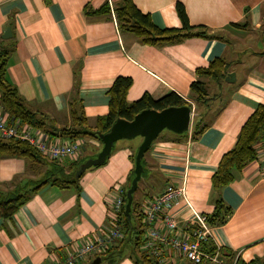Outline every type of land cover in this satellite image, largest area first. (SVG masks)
<instances>
[{"label": "crops", "instance_id": "obj_1", "mask_svg": "<svg viewBox=\"0 0 264 264\" xmlns=\"http://www.w3.org/2000/svg\"><path fill=\"white\" fill-rule=\"evenodd\" d=\"M122 1L0 0V50L9 53V82L30 111L43 117L49 128L56 127L57 133L52 130L57 136L71 127V104L81 108L94 129L97 119L108 113V91L118 76L132 80L128 102L145 93L157 100L170 92L190 102L192 123L198 117L205 129L195 138L191 128L185 138L164 132L151 144L143 158L138 201L158 196L168 185L183 188L185 199L170 209L181 230L192 220L191 208L209 215L221 200L231 214L212 227L211 244L220 250V263L203 264H233L235 257L264 262L261 160L255 157L219 190L211 186L222 155L234 147L245 121L264 104V0H131L161 29L182 28L176 11L180 3L191 26H204L217 35L159 46L118 30L114 7ZM103 6L109 13H94ZM7 28L10 37L3 39ZM217 58L226 66L221 80L197 75ZM229 73L233 81H226ZM196 79L208 91L202 104L190 100V84ZM0 114L7 117L1 105ZM82 140L79 159L101 149L95 138ZM140 141L117 143L104 164L81 175L77 187L46 184L10 218H0V264H52L98 234L109 218L116 189L127 184L131 155ZM45 169L24 158L0 156V190L37 178ZM221 250L233 260L223 258ZM173 259L171 264H191L178 256ZM114 260L102 259L100 264H135L128 254Z\"/></svg>", "mask_w": 264, "mask_h": 264}, {"label": "trees", "instance_id": "obj_2", "mask_svg": "<svg viewBox=\"0 0 264 264\" xmlns=\"http://www.w3.org/2000/svg\"><path fill=\"white\" fill-rule=\"evenodd\" d=\"M176 11L182 23V28H165L161 29L155 26L150 17L139 11L131 0H123L114 7L115 20L120 32H127L137 37L143 44L159 46L179 42L186 38L200 37L204 39L214 38L217 35L211 33L204 26H191L187 20L185 9L182 4H176ZM94 13H109L108 6L101 7ZM9 53L6 50H0V105L10 122L18 120L21 124L28 125L38 129H45L51 136H57L43 117H37L36 113L30 111L19 96L16 87L11 84L6 75V67ZM226 71L225 63L217 58L213 60L204 70H198V76H206L214 81H219L224 77ZM132 80L129 77L118 76L113 81L109 91V109L108 113L97 119L94 129L89 128L86 117L81 108L70 105L71 127L60 131L59 135L70 139H79L84 137L97 138V133H106L111 125L118 119L123 118L132 120L134 116L144 109L162 110L168 107H178L192 104L174 92H170L163 97L154 100L147 93L143 94L138 100L128 102L126 99L127 92L131 87ZM208 91L205 83L196 79L190 84V100L197 104L206 102ZM205 129V125L197 118L194 119L191 127L193 138L198 136ZM264 133V104H260L255 111L248 117L241 127L238 139L234 147L222 155L217 169L211 178V186L214 190L231 183L236 173L251 162L256 155V144ZM189 134L176 135L177 138H185ZM0 156L2 157H19L24 158L34 165H42L46 169L37 178H27L22 182L15 183L8 190H0V218H10L18 208L30 199L42 186L50 184L54 187L64 189L71 186L77 187L81 176L74 178V171L83 159L74 162L60 164L50 161L43 157L36 149L27 142L18 139H5L0 136ZM134 161V152L131 155ZM48 168V169H47ZM133 176L131 172L127 183ZM139 187V185H138ZM123 188V205L119 214L121 228L124 238L118 241L105 254L100 256L103 260L115 261L117 257L128 254L135 264H157L150 256L140 251L142 236L144 233L141 223L140 203L137 193L133 195L131 205V225L128 224L125 214L124 205L126 203L125 190ZM231 214V211L221 200L216 201L214 211L207 215L208 224L212 227L222 225ZM205 251L213 254L216 247L211 243L205 245ZM220 251V250H219ZM220 255L225 258L232 255L221 250ZM227 257V258H228ZM120 259V258H118ZM233 264H264L252 260L244 262L235 257Z\"/></svg>", "mask_w": 264, "mask_h": 264}, {"label": "built area", "instance_id": "obj_3", "mask_svg": "<svg viewBox=\"0 0 264 264\" xmlns=\"http://www.w3.org/2000/svg\"><path fill=\"white\" fill-rule=\"evenodd\" d=\"M0 136L5 139H18L27 142L43 157L60 164L74 162L82 155V138L70 139L51 136L44 131L18 120L10 122L0 114ZM60 137V138H58ZM256 159H260L264 170V133L256 144ZM111 212L102 230L86 240L80 247L73 248L63 259L52 264H80L89 256L105 254L118 241L124 238L119 214L123 205V189H116ZM183 188L168 185L158 196L140 203L141 223L144 233L140 251L150 256L157 264H171L178 256L191 264L205 262L220 263L219 249L213 254L205 251V245L212 241V226L207 215L191 208L190 224L179 229L178 222L170 214V209L180 198H184ZM189 205V204H188Z\"/></svg>", "mask_w": 264, "mask_h": 264}, {"label": "water", "instance_id": "obj_4", "mask_svg": "<svg viewBox=\"0 0 264 264\" xmlns=\"http://www.w3.org/2000/svg\"><path fill=\"white\" fill-rule=\"evenodd\" d=\"M10 28L2 35L3 39L10 37ZM234 74L229 73L226 81H233ZM193 117V108L187 105L172 106L162 110L144 109L137 113L132 120L118 118L106 133H97L101 149L91 158H83L74 171V178L78 179L86 170L100 166L106 162L110 154L120 141H131L140 138V143L134 149L133 176L125 190L126 203L124 214L131 225V205L133 195L144 174L143 158L151 144L164 132L173 135H183L190 131ZM56 133L55 126L50 125ZM102 258L97 256L89 264H100Z\"/></svg>", "mask_w": 264, "mask_h": 264}, {"label": "rangeland", "instance_id": "obj_5", "mask_svg": "<svg viewBox=\"0 0 264 264\" xmlns=\"http://www.w3.org/2000/svg\"><path fill=\"white\" fill-rule=\"evenodd\" d=\"M201 109H202V107H201V108L199 107V108L197 109V112H200V111H201Z\"/></svg>", "mask_w": 264, "mask_h": 264}]
</instances>
